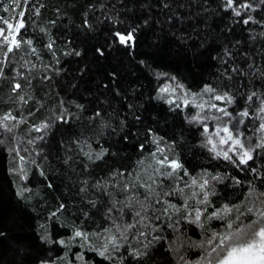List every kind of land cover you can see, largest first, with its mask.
Returning <instances> with one entry per match:
<instances>
[{"label": "trees", "instance_id": "obj_1", "mask_svg": "<svg viewBox=\"0 0 264 264\" xmlns=\"http://www.w3.org/2000/svg\"><path fill=\"white\" fill-rule=\"evenodd\" d=\"M245 2L256 11L241 8L237 17L224 10L223 0H0V26L23 19L17 39L33 42L7 58L0 51V117L16 118L5 122L11 131L0 128V264H120L99 255L106 229L119 237L117 225H135L120 241L124 264H140L128 256V246L142 247L153 236L161 239L153 241L151 264H207L211 232L230 235L258 220L264 205L255 194L246 199L248 182L259 192L264 179L238 167V157L235 163L214 158L203 127L189 123L191 110L160 98L169 78L156 75L176 77L189 92L211 85L233 97L231 118L243 120L241 140L255 148L249 165L264 174V147H255L264 144V113L258 111L264 5L237 0L234 6ZM249 16L253 20L244 24ZM133 28L130 54L113 43V32ZM17 83L21 88L14 90ZM243 110L248 117H239ZM42 123L50 125L46 135L34 130ZM165 157L167 164L158 163ZM173 160L187 174L163 175ZM204 180L209 184L202 190ZM212 191L210 203H201ZM224 205L233 207L226 221L205 219ZM196 209L203 227L189 223ZM77 230L88 239L75 237Z\"/></svg>", "mask_w": 264, "mask_h": 264}, {"label": "snow or ice", "instance_id": "obj_2", "mask_svg": "<svg viewBox=\"0 0 264 264\" xmlns=\"http://www.w3.org/2000/svg\"><path fill=\"white\" fill-rule=\"evenodd\" d=\"M224 2V10L227 11L229 9L232 10V13L234 16L240 17L242 15L240 9L243 8L245 10H251L256 11V8L251 3H240L237 5V0H223ZM260 5H264V0H259ZM165 7H168L167 4L164 5ZM103 7V5H102ZM38 14V11H37ZM23 14L21 13V16ZM253 20V17L249 16L247 19L243 20L244 24H248L250 21ZM113 22H116L113 20ZM4 23L7 24V28L0 26V51L4 52L5 58H7L9 53H13L14 51H17L21 48L22 44H27L29 46L32 45L31 40H21L17 39V36L21 34V29L25 28V21L23 19H18L15 26L12 23H8L5 21ZM43 31V29H42ZM137 29L133 28L130 31L127 32H121L119 30H116L113 32V43L119 46H123L124 48L128 49L130 54L132 51H134L136 46V33ZM261 35H264L262 33ZM255 38V37H253ZM55 44V41L52 40L50 43L47 44V47L49 50H52L53 45ZM32 52L35 53L36 49L32 48ZM97 52L99 55L103 56L105 53L101 49H97ZM66 55H72V52L65 53ZM76 56L80 55L79 51H76L74 53ZM53 55L55 53L53 52ZM4 61H0V64H3ZM143 63V61H141ZM226 63V61H225ZM233 71H236L234 68ZM157 78L161 77H168L172 81H176V77L169 76L167 73H157ZM3 76V69L0 68V77ZM261 76L264 77V73H261ZM228 79H231L229 76ZM20 84L14 85V90L20 89ZM177 89H179L182 92L187 93L188 90L183 84H175L173 86L172 84H166L163 87L159 89L160 94H167L172 95L174 94ZM202 93L207 94H215L214 99L216 101H226L228 104L233 103V97L229 96L227 93L225 94H216L217 89L214 88L211 85H205L202 89ZM198 95V94H197ZM256 96L255 92H252L251 95L247 97L248 101H252L253 97ZM160 98H163L162 95ZM23 100V97H21ZM183 104L185 106H188L190 103L191 105L199 108V113L192 115L191 120H189V123H202L204 120L213 119V120H220L221 117H210L206 115H202L205 111L206 103H196V96L193 95L191 101L187 98V95L184 97H180ZM169 103H174V101H169ZM77 107L82 108V105H77ZM131 108L132 105H129ZM179 107V105H177ZM208 107L211 109H216V111L223 113L224 116L231 117V113L227 111L225 108H220L215 103H208ZM260 113H264V100H261L260 107L258 109ZM100 113L96 112L95 116H99ZM239 117H248L249 112L247 110L240 111L238 113ZM90 117V118H95ZM16 118L11 116V114L4 115L3 117H0V128H4L7 131H11L12 128L6 124V121L15 120ZM137 119H139L137 117ZM67 122V121H65ZM19 123V121L17 122ZM123 123V121L121 122ZM243 124V120H235L234 122H231V127L228 126H217L215 132H210V129L205 126L203 128L202 135L205 136V142L206 144L212 145L210 151L214 153V158L222 157L226 161H233V156H230L229 153L232 152L234 155L237 150H239V156H238V164L237 166H245L248 168V170L253 173L258 178L264 179V174H261L258 172V170L254 167H250L249 162L253 161V152L255 151V148H246L244 143L240 138H237V134L240 133V125ZM50 127L47 123H42L38 127H36L34 130L37 132L44 131L45 135L47 134L46 130ZM260 131L264 132V123H261L259 125ZM221 133H224L223 136H221ZM242 135V134H241ZM213 136L218 137L219 141L218 143L228 144L231 142V147H229L227 150L224 149H218V146L216 143H213ZM37 139L43 140L44 136H40ZM158 142V141H156ZM2 143V141H0ZM29 144L34 143L33 140L28 141ZM142 147V146H141ZM255 147H264V144H258ZM85 155L88 156L89 159H92V156L89 153H85ZM103 155H105V152L98 153L96 155V159H102ZM20 160L23 162L24 157H20ZM235 163V161H233ZM158 163L161 164H167V157H165L164 160L158 161ZM168 167L172 169V171L164 173L163 175L167 177H171L176 171H185L182 168V165L173 160L170 164H168ZM243 170V169H241ZM23 171V170H22ZM43 175V172L40 173ZM213 179L217 180L218 182H223L222 178L220 177H213ZM235 180L236 184H240L241 181L233 178ZM192 183L195 185L197 181L193 179ZM209 181L204 180L202 184H200V188L203 190L206 186H208ZM249 191L247 193L246 199L248 197H252L253 194L256 195L258 199H260L261 205H264V189L257 192L256 186L249 181ZM51 187V185H49ZM83 191V189H81ZM23 191V190H22ZM22 195L21 193H18ZM209 195H216L215 191H212L211 193L206 192L204 199L201 201L203 204H209L210 201L208 199ZM94 203V202H93ZM63 205L57 211L62 210ZM115 209V204L113 205L112 209H108V212L111 213ZM237 211H239L238 207L236 208ZM233 212V207L229 205H224L222 208L215 210L211 213H209L205 219L208 221L212 220H221L226 221L228 217L231 216ZM249 213H252V208L248 209ZM53 216L56 215V212L52 213ZM137 216H140L141 213L139 211L136 212ZM203 213L196 209L195 211V218L194 220H190L189 223H197L200 225V227H203V224L201 223ZM258 220L253 221L249 225L246 226L244 229H239L237 231L232 232L230 235H224L221 234L219 231L211 232V235L207 237L206 243L210 247L211 251L208 252V261L207 264H264V208H262L258 213ZM238 218V217H237ZM256 225H261L257 227ZM43 228L44 225H41ZM135 225H125L122 229L119 225H117V231L119 232V237L116 235L111 234V229H106L110 234L106 238L107 242L103 245V249L99 251V255L103 257L104 259L108 261H119L120 264H124L125 257L121 254V249L124 247L122 243H120L121 240L126 239L127 233L130 231L131 228H134ZM226 227L231 229L232 224L227 223ZM140 236H146L147 233L140 232ZM75 237L82 238L84 240L88 239V234L85 232H82L80 230H77L75 232ZM44 240H47L48 237H43ZM161 239L160 237L153 236L151 240H149L147 243H143L142 247H138L136 249H131V246L129 245V251L128 256L132 257L133 260L140 262V264H151V248L153 246V241H158ZM217 241H219L217 243ZM61 245L65 244V241H58ZM214 254V255H213ZM82 259V257H80ZM41 264H51L49 261H41Z\"/></svg>", "mask_w": 264, "mask_h": 264}, {"label": "rangeland", "instance_id": "obj_3", "mask_svg": "<svg viewBox=\"0 0 264 264\" xmlns=\"http://www.w3.org/2000/svg\"><path fill=\"white\" fill-rule=\"evenodd\" d=\"M166 84H172L173 86H175V84H177V82L165 78V80L161 83L159 89ZM159 94H160V92H159ZM216 94H218V93H216ZM161 95L164 98V100L168 103H169V101H174V103H169V104L175 105V106L179 105L181 108L191 110L192 115L199 113V111H200L199 108L191 105V103L188 106H185L183 104L182 100L180 99V97H184L185 95H187V98L189 99V101H191L192 96L195 95L197 104L204 103V102L215 103V104H217L218 107L225 108L230 113V111H229L230 104H228L226 101H216L214 99L215 94H207V93H202V92H189V91L187 93H185V92H182L179 89H177V91L172 95L160 94V96ZM208 103H206L205 111L202 115H206V116H210V117H221V119L220 120L208 119V120H204L202 123H197V124L201 125L203 128L205 126H207L210 129V132H215L217 126L231 127V122H234L235 119H232L231 117H228V116H224L223 113L216 111V109L209 108ZM191 118H192V116L190 117V120H191ZM240 133L243 134L242 130H240ZM241 134H237V138L241 139V137H240ZM223 135H224V133H221V136H223ZM218 141H219V138L213 136V143L217 144L218 149L227 150L229 147H231V142H229L228 144L221 145L218 143ZM204 142H205V136H204ZM242 142H243V140H242ZM205 144H206V142H205ZM244 145H245V143H244ZM206 146L209 150L212 147V145H210V144H206ZM229 155L233 156V158L234 157L236 158L239 156V150L236 151L235 155L232 152H230ZM253 221H256V220H253ZM253 221H250L247 225H249ZM247 225L243 226L240 229L246 228ZM256 226L259 227L261 225H256ZM194 264H204V263H203V261H200V262H196Z\"/></svg>", "mask_w": 264, "mask_h": 264}]
</instances>
